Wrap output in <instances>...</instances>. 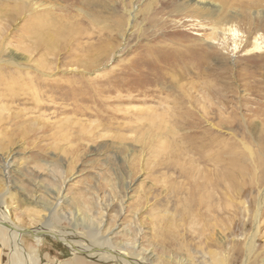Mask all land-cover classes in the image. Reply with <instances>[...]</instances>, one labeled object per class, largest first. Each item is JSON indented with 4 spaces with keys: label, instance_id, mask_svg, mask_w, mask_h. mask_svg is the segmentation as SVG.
<instances>
[{
    "label": "rangeland",
    "instance_id": "1",
    "mask_svg": "<svg viewBox=\"0 0 264 264\" xmlns=\"http://www.w3.org/2000/svg\"><path fill=\"white\" fill-rule=\"evenodd\" d=\"M199 1L168 0L156 13L166 0H100L99 23L123 20L116 48L89 69L47 57L52 69L46 75L39 74L40 56L29 51L26 17L0 19V59L15 53L24 66L3 69L0 80V216L6 224L53 229L78 248L99 239L139 264H264V0ZM224 13L232 21L216 23ZM163 20L171 32L161 37L157 23ZM166 39L167 50L182 49V59L171 50L157 68L149 67L145 50ZM166 56L182 61V69L165 70ZM20 76L51 87L26 83L20 90ZM66 79L82 92L103 81L102 104L101 97L79 106L63 99L61 91L73 89ZM208 107L218 113L207 115ZM193 117L202 128L215 126L218 159L236 167L201 163L219 183L215 200L200 216L184 218L182 134ZM13 233L0 228V264H18L17 257L22 264L28 258L32 264H125L29 234L17 238L14 258Z\"/></svg>",
    "mask_w": 264,
    "mask_h": 264
},
{
    "label": "bare ground",
    "instance_id": "2",
    "mask_svg": "<svg viewBox=\"0 0 264 264\" xmlns=\"http://www.w3.org/2000/svg\"><path fill=\"white\" fill-rule=\"evenodd\" d=\"M99 1L100 0H0V6L1 5L3 6V8L0 7V19L4 18V20L6 22L12 23L14 20H16L18 17H20V15H24L26 17V23H25L26 28H24L23 31H24L25 37L31 39V41H32L30 48H29V51L31 53H36L37 55L40 56L39 65L41 67V71L39 74L43 75V74H45V73H43L44 71H48V70L50 71L52 69L50 64L47 62V57L48 58L50 57V59L52 60L53 63L58 61L59 64H70L69 66H72V65L81 66L84 69L85 68L86 69L87 68L88 69L89 68H95L96 63L99 61V58L103 55L106 56L107 54L111 53V50L115 47L116 42L122 38V35H123L122 31H123V24H124L122 22L123 20L118 21V23H105V22H104L105 24L99 23L100 22L99 21L100 15H98V11L95 9V7L99 3ZM167 1L168 0H166V2H162L160 4V7L157 9L156 13H160L162 11V8L166 7L165 5H167ZM200 4H201V1L192 0V5H200ZM186 5H188V2ZM83 9L87 10V11H93V12L90 16H86V14L83 12ZM216 11H218V9H216V8L212 9L211 14L214 16ZM129 14H130L129 16L131 18H133L132 13H129ZM195 15L198 16L199 13L197 14V12H195ZM216 16H214V17H216ZM222 16L223 17L221 19L218 18V21L216 20V23L218 22L220 24V23L224 22L225 24H228V23H230V21H232L231 16L227 15L226 13H224ZM147 20H148V18H147ZM104 21H106V20H104ZM151 21H152V18H149L148 23L151 26L152 25L155 26L154 24H156V23H151ZM166 22H167L166 20H163L161 23H157L159 25L158 31H159V35L161 37L162 36L164 37V35L168 34V30H169L168 27L170 25H169V23H166ZM101 24H103V25H101ZM92 28H94V29H92ZM226 29H229L230 32L232 31L235 34V30L230 28V26H228ZM170 32L171 31L169 30V33ZM176 32H178V31L176 30ZM146 34H147V32H144L142 30L139 32V36H142V37H144ZM174 34H177V33H174ZM157 38H158V36H157ZM180 39L181 38H179V40ZM165 41H166V45H165L164 40H159L156 45L148 47V50H145L149 54V56L152 57L151 62H149L150 63L149 67L151 66L152 68H157L159 66L160 61L162 60V57H164V55L171 54V52H172L171 50H174L176 55L180 59H182V49L179 50V48L176 47L177 50H175V49L167 50L170 47L167 45H169L170 43L169 44L167 43V39ZM179 44L181 45V48H182L183 47L182 46V40H180ZM175 45H177V44H175ZM171 48H172V45H171ZM255 48L259 49V47L257 45L255 46ZM133 49H135V48H133ZM80 51H83V55L80 54ZM193 51H195V50L193 49ZM74 54H78V57L75 56ZM144 56H145V54H144ZM130 58H132V57H130ZM198 58H200V57H198ZM202 58L203 59L206 58L205 55H203ZM21 59L22 58H20L19 55L15 54V53H12V55L9 57V60H7V61L0 59V71H1L0 72V80L2 79L1 73H2L3 69H9V70L15 69L16 71L21 72L22 68L24 67L22 65L23 63L18 62L19 60L21 61ZM166 60L168 61V64H167V66L165 65L166 66V67H164L165 70L166 69H176V68L182 69V61H178L176 58L170 57V56H166ZM192 60H191V62H192ZM199 60H201V59H199ZM201 61H200V63H201ZM146 63H148V62H146ZM77 69H78V67H77ZM186 71H188V70H186ZM35 72H37V71H35ZM12 73H14V71ZM133 75H135V74H133ZM180 75H182V74H180ZM157 78L159 80L164 81L165 75L161 74ZM14 79H16V78H14ZM18 79L25 82V84H22V85H20L19 82L15 83L16 85L19 84L20 90L23 86L26 85V83L40 85L43 87L44 86L51 87L48 83H46V81H44L45 79L42 80L40 78L39 79L38 78L37 79L32 78V79L28 80L27 78L21 77V76L18 77ZM158 79H156V81ZM75 81H76V79H75ZM50 82H52V81H50ZM55 82H58V81H55ZM66 82L68 83V85L73 87V89L70 88L69 91H67V89L65 91H63L62 89L64 87L61 88V90L63 92L61 91L60 96L63 99L73 100L74 104L77 106H79L78 104H84L86 101H92V102L95 101L96 102V101L100 100L102 93L106 92L105 90H103L104 87L102 88V85H104L103 81H102L103 83L102 82L96 83V86L86 85L85 90H83V92L78 87H75L77 82H73V80H71V79H66ZM114 82H116V81H114ZM12 87H16V86H11V89H12ZM107 88H109V86H107ZM11 94H12V92H11ZM33 95H35V93ZM10 97H11V95H10ZM34 97H37V96H34ZM100 102L101 103H99V104L101 105L102 104V97H101ZM107 108H109V107H107ZM202 108H204V107H202ZM93 109H94V107H93ZM79 110H80V108H79ZM95 110H96V108H95ZM203 111H206L207 115L210 113L211 116H213V112L215 114L217 112V110L214 107H208L207 110L203 109ZM82 112H84V111H82ZM103 115H105V114H103ZM103 115H101V116H103ZM92 116H94V115H92ZM107 118H109V117H107ZM194 118L195 117L191 118L192 121H187L184 125V129L182 128L184 130V132L182 134V140H183V146L184 147H182V149H184V152H185L183 155V161H182L185 164V166L182 165V217H184V218H186V216H195V215L197 216L198 215L197 213H198V211H200L201 208L204 207V208L208 209L209 207H211V204L215 200L214 199V192L219 187V183L214 181L215 179L213 178V176H212V178L208 177L210 175V173L207 172V170H205L204 168H199V165L201 163L204 165L205 163H209V162L211 164H212V162H214V163L216 162V164H217V162H221L223 164V166H225L228 169V171H231L232 169H235V167H236L234 164L231 163V160L218 159L217 155H219L220 152H219V154H217V151H219L217 149L219 148L220 145H219L217 133H215L216 132L215 126L211 125L209 129H206L205 127L202 128L200 126L203 123L201 124V121H198ZM107 123H109V122H107ZM222 143L223 142H221V145H222ZM215 148H217V149L215 150ZM209 171L213 172L214 170H209ZM205 200L208 201V206L206 205ZM213 209H214V207H213ZM210 211L212 212V210H210ZM200 215H198V216H200ZM0 223L1 224L5 223V220L1 216H0ZM9 226L13 228V230H11V231L14 232L11 236V242L13 244V247H12V249L10 248V250L14 251L17 248V245H16L17 238L20 236L18 232L22 231V230H18L17 228L13 227L12 225H9ZM0 228H4V227L0 226ZM40 231L46 232L49 235H52L53 238H57L63 244H65L64 242H67L66 244L69 247V249H71V250L76 249V250H80V251H84V252H86V250L87 251L92 250L88 253L89 254L94 253L93 255H100V256H103L109 260H115V261L125 263V264H139L138 260L133 261L132 259H129V257H127V255L123 254L122 252L117 251V250H112L108 247H105L103 241L99 242V239L95 240V239L91 238L92 236H89L92 240V244L89 247L78 248L74 244L69 243L68 241H65L68 239L65 234L55 232V231H53V229H50L47 231H44V230H40ZM256 235H257V230L255 231V233H253V235L251 237V242H249V244H248V251H252V249L254 248V244L252 241L255 239ZM96 249L97 250L106 249L109 252H105L103 250H101L100 252H94V251H96ZM14 253L15 254H13V255L15 258V255L17 252L14 251ZM123 257L128 258V261L125 260ZM17 259H18V264H22L21 258L17 257ZM26 261H27V264L33 263V260L31 258H28V260L26 259ZM10 264H11V262H10Z\"/></svg>",
    "mask_w": 264,
    "mask_h": 264
},
{
    "label": "water",
    "instance_id": "3",
    "mask_svg": "<svg viewBox=\"0 0 264 264\" xmlns=\"http://www.w3.org/2000/svg\"><path fill=\"white\" fill-rule=\"evenodd\" d=\"M0 226H2V227H4V228H6V229H8L9 231H11V230H13V228L12 227H10L8 224H6V223H0ZM19 233V235L21 236V235H24V234H29V235H31V236H33V237H35V238H40V237H51V238H53V236L52 235H49L48 233H46V232H42V231H34V230H22V231H19L18 232ZM58 243H60V244H62V245H64L60 240H58L57 238H54ZM65 246V245H64ZM75 252H78V253H80V254H88V252H83V251H80V250H76V249H73ZM72 250V251H73ZM101 250H103V251H105V252H109L108 250H106V249H101ZM101 250H97L96 249V251H94V252H100ZM125 260H127L128 261V258H126V257H123Z\"/></svg>",
    "mask_w": 264,
    "mask_h": 264
}]
</instances>
